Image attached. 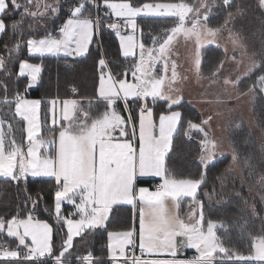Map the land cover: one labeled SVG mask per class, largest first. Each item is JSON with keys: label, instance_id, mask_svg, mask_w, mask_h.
I'll return each instance as SVG.
<instances>
[{"label": "snow or ice", "instance_id": "snow-or-ice-1", "mask_svg": "<svg viewBox=\"0 0 264 264\" xmlns=\"http://www.w3.org/2000/svg\"><path fill=\"white\" fill-rule=\"evenodd\" d=\"M67 18L54 30L47 24L58 15L60 0H0V35L9 28L15 44L4 45L0 53V178L10 186L20 189L21 181L28 177H48L55 181L54 211L56 219L62 221L60 229L67 226L59 246L53 239V227L47 222L34 219L32 209L43 200L41 191L33 194L23 188L21 207L20 192L16 193L17 211L10 218L0 216V264H235L264 262V227L257 234L250 233L248 251L226 245L217 230L226 228L221 221L211 218L205 221L203 202L197 198L198 189L205 182L208 166L216 162V141L209 135L212 117L195 123L187 121L186 137L202 133L199 141V164L204 171L199 178H176L168 166L169 154L173 148L174 134L183 125V114L179 109L182 95L174 88L177 82V63L171 61L172 46L178 37L194 41L193 65L198 77L202 76L201 57L205 45L217 44V37L225 30L234 46L243 47L238 33L229 25L243 11L237 5L232 11L233 0H221L225 10L223 23L209 26V17L217 6V0H193V3L158 2L136 4L133 0H68ZM264 8V0H259ZM103 11V15H101ZM16 12L20 18L11 25L5 17ZM159 16L176 18L174 26L162 29L152 35L151 46L143 41V30L137 24V17ZM29 20L25 41L24 23ZM41 28L44 35L35 33ZM103 29L111 30L119 39L121 56L133 63L122 71H113L111 62L101 52L98 60L99 80L95 96L85 102L78 99H53L52 127L50 138L41 132L40 100L25 98L28 89L40 80L42 67L20 59L14 72L9 65L15 63L14 54L26 47L29 57L58 56L81 57L89 52L94 37ZM121 29H130L127 35ZM140 31L141 38L135 33ZM218 46V45H217ZM138 50V54H137ZM236 60L235 55L231 58ZM158 64L162 71L156 72ZM225 61L220 60L211 69L208 79L212 84L222 83L225 92L235 89L236 96L229 99L251 97L257 92L264 94V72L249 85L241 89L243 77L250 76L261 67L256 60L245 67L241 75H223ZM119 67V64L117 65ZM131 74L132 80L127 79ZM14 79L16 91L9 95V79ZM27 78L24 91L19 90V80ZM75 93L76 90L73 89ZM153 104L164 102L167 112L161 113L158 124L153 119ZM129 101L137 103L139 112L132 116ZM125 105L122 114L118 103ZM223 102V101H221ZM62 104L59 112L57 106ZM104 105L102 111L94 105ZM14 106V107H13ZM23 123L22 139H17L18 129ZM239 127V125H236ZM43 150V151H42ZM237 156L233 155L235 161ZM159 177L162 181L155 191L146 187L137 188L140 178ZM264 179V177H262ZM206 195H209L206 193ZM191 198L187 218L180 214L181 200ZM209 198H211L209 196ZM66 202L75 211L64 216L62 203ZM131 205L139 212V231L135 226L122 232L107 231V221L113 206ZM11 207V202H8ZM199 209V212L196 209ZM28 211L25 218L20 211ZM76 217H79L78 219ZM245 228L244 225L241 226ZM97 229L107 231V260L97 257L94 250L85 253L77 250L75 238L88 244L90 234ZM138 247L141 255H136ZM30 240V243L28 241ZM15 244V247L12 245ZM129 246L133 251L129 252ZM185 250H194L189 258H181ZM145 255L156 258L145 259ZM165 256L166 258H159ZM74 257V258H73Z\"/></svg>", "mask_w": 264, "mask_h": 264}, {"label": "trees", "instance_id": "trees-1", "mask_svg": "<svg viewBox=\"0 0 264 264\" xmlns=\"http://www.w3.org/2000/svg\"><path fill=\"white\" fill-rule=\"evenodd\" d=\"M63 2V0H61ZM136 4L143 3H158V2H180V0H133ZM187 3H193V0H184ZM221 0H217V6H215V12L209 17V26H219L225 16V10L220 6ZM62 5V4H61ZM237 1L233 0L232 11L235 10ZM62 9V6H61ZM60 17H63V13L60 12ZM20 18V13L16 12L12 15L5 17L6 23L11 25L15 20ZM30 21L26 20L24 23L25 41L27 39V28ZM175 23L173 18L164 17H141L137 19L138 26L143 30V41L147 46H151L152 35L160 33L162 29L170 28ZM52 21L48 22V29L55 25ZM56 27H54L55 29ZM140 32V31H139ZM44 35V29L41 28L35 33V36L41 37ZM99 36L100 45L96 46V37H94V43L89 46V52L83 57L79 58H54V57H29L26 47H22L20 51L14 54L15 63L10 64L9 67L15 72L18 69V63L20 59H28L30 63L40 64L42 67L40 80L34 89H28L25 93L26 98H38L42 100L41 106V132L44 137L50 138L45 134V127L42 121L44 117L43 102L46 98H58L66 99L71 97L70 91L72 88H77V96L81 101L85 102L84 106L87 107L86 101L89 98L95 96V92L98 86L99 79V67L98 60L103 52L108 61L111 62L113 71H122L125 66L133 63L131 58L125 60L120 54V48L118 41L114 35V32L108 29H103ZM141 38V34H140ZM8 44L9 47L15 44L13 33L9 28L4 34L0 35V53L4 52V45ZM221 59V50L215 47H207L202 51V68L211 69ZM208 61V64L206 62ZM119 64V67L117 65ZM207 65L204 67V65ZM261 67L254 70L245 81H255V79L264 72V58L260 61ZM4 76L0 73V80H3ZM14 77L9 79V95H12L16 91V85L14 84ZM27 83V78L19 80V90L24 91V86ZM132 109V116L139 109L137 103L129 101ZM152 106L155 115H159L162 112H167V108L164 102H156L153 104L148 101ZM14 107V106H13ZM118 110L122 111V114L126 116V112H123L124 106L121 102L118 103ZM103 104L98 106L94 105L93 114H96L97 109L102 111ZM183 114V125L179 128L178 132L174 134L173 148L169 154L168 166L171 172L174 173L176 178H199L200 173L204 171L203 167L199 164V144L196 138H189L184 135V131L187 126V121L192 118L191 114L194 113L192 105L182 101L179 109ZM253 116L258 130L263 134L261 140L258 139L255 132H253L246 123H242L240 127L232 128L229 131V137L234 146L238 164L242 168L246 176L244 178L250 184H255L258 180H262V173H264V95L257 92V95L253 103ZM17 131V139H22L24 133L22 129L23 123H17L14 125ZM231 160L229 156H224L218 159L214 164L208 166L206 170L205 182L198 190L197 198L203 202L205 221L211 218L214 221L223 222L226 228L217 230L218 235H221L226 245L234 246L241 249L244 252L248 251V242L250 240V233L257 234L261 228L264 227V212L261 211L262 204L258 203L260 212H256L252 208V214L247 210L245 202H248V198L244 189L238 191L230 188L233 184L232 181H227V186H222V177L226 174ZM228 173V172H227ZM224 175V176H223ZM228 175V174H227ZM261 176V177H260ZM150 179L139 180L140 184H149ZM27 185V189L35 194L41 191L43 194V200L32 209L29 205L28 211H32L34 219L45 220L53 227V239L57 246H59L62 236L66 233L65 225L62 231L60 229L62 221L57 220L54 216V193H55V181L52 178H31L28 177L27 181H21L20 189L15 186L8 185L4 178H0V216L10 218L16 209V193L20 192L21 207L23 200V188ZM208 193L209 195H206ZM209 196L211 198H209ZM246 196V197H245ZM257 200V199H256ZM8 202H11V207H8ZM28 211L21 210L20 217L25 218L28 215ZM74 207L69 204H63L62 214L68 216L73 213ZM182 211V210H181ZM110 219L107 221V231L121 232L128 230L132 226V208L127 205H115L110 212ZM247 216V217H246ZM245 228L242 229L241 226ZM107 231L104 229H97L94 233L90 234L88 238V244L84 245L79 238L76 239L77 250L82 254L87 249L94 250V254L97 257H107ZM15 247V244L12 245ZM74 258V257H73ZM51 264V262H49ZM224 264H235V262L226 261ZM249 264H264V263H249Z\"/></svg>", "mask_w": 264, "mask_h": 264}, {"label": "rangeland", "instance_id": "rangeland-1", "mask_svg": "<svg viewBox=\"0 0 264 264\" xmlns=\"http://www.w3.org/2000/svg\"><path fill=\"white\" fill-rule=\"evenodd\" d=\"M236 1H237V5H240L243 11L240 15H237L235 17V19L229 25V27L233 30L234 33H238L240 38V43L243 45V47L234 46L229 37L228 31L225 30L222 35H219L217 37V44L205 45L203 48V50L206 49L207 47L219 48L221 50L220 60L225 61L223 68V75L228 76L229 74H232L233 78L236 75H241L245 71V67L251 62V60H256L257 62L260 63L262 58H264V8H261L259 6V0H236ZM49 2H53V0H49ZM116 2H120V0H116ZM207 2L211 3V0H207ZM214 9L215 7L213 8L210 16L214 14L215 12ZM60 12H62V9H60L55 19L51 20L53 23L56 22V24L52 25V27H56L59 24H62L63 21L65 20L64 17H60L61 16ZM141 17H145V16L137 17V19ZM148 17H159V16H147V18ZM164 18H173V17H164ZM173 19H175L176 22V18ZM47 27H49L48 24ZM130 32H131L130 29H121L122 35H127ZM135 35L137 39H140L139 30L135 33ZM115 37L119 45V39L116 35ZM99 43L100 42L96 37L95 45L98 46ZM194 51H195L194 41H185L183 37H178L177 40L174 41V44L172 46V53L169 57L170 60L169 71L166 74V76L170 78L171 61L175 60L177 63L178 79L177 82L174 84V88L179 89L180 91L173 92L172 95L173 96L182 95V101L192 105V109H194V113H192L191 116L193 119L197 121V123H200V121L203 119H207L209 116L212 117L210 125L205 127L209 129V135L213 140L216 141L217 144L216 161L224 156H229L231 160V163L225 172L226 175L225 176L223 175L224 177H222L223 182L221 185L227 186V181H232L233 184L230 185L231 189L235 188V191L237 193L241 189L245 190L248 198V202H245V204L247 206V210H249L251 214L253 211L252 208L256 212H260L257 202L262 204L261 211L264 212V179L258 180V182L256 181L255 184H250L249 182H247V180L244 178V176L246 175L243 172L242 168H240L238 164V160L237 159L235 161L233 160V155L234 154L236 155V152L229 137V131H231L233 127L237 128L236 125H239L240 127L242 123H246L247 126L253 132H255L259 140L263 138L262 136L263 134L258 130L257 125L254 121V116H253L254 100L251 97H242L240 99L230 100L229 96L232 97L236 96L235 89L228 88L227 91L225 92L222 83H218V84L210 83L208 77L210 76V72L212 68L211 69L202 68V64L204 63V61H202V57H201L202 76L198 77L197 74L195 73V69L193 65ZM137 54H138V50H137ZM233 55H235L236 60L231 59ZM206 64H208V61L206 62ZM206 64L204 65V67L207 66ZM161 71H162V64H158L156 68V72L160 73ZM248 77H243L240 85L241 89L246 90V88L254 82V80L249 82L245 81V79ZM127 79L129 81L133 79L130 73L128 74ZM73 89L76 90L75 93L73 92ZM77 91H78L77 88H72L70 94L71 97L80 100V98L77 96ZM52 100L53 98L51 99L46 98L45 101L43 102L44 117L42 121L45 127V134H47L48 136H51V132L49 131V129L51 128L50 123L53 118L52 106L50 104ZM149 101L151 102V100ZM121 104L125 107L123 102H121ZM149 106L152 107L151 105ZM60 108L62 107L58 105L57 106L58 112ZM138 112L139 109L134 113V117L138 115ZM127 115L128 113L126 112V116ZM159 116L160 114L156 116L154 113L153 119L157 122V124L159 121ZM202 136H203L202 133L193 132L191 138H196L199 144V141L202 138ZM261 175L262 177H264V173H262ZM156 182L158 181L152 180L150 181L149 185L153 186L154 183ZM188 199L189 200L187 201L185 199L181 200L182 211L180 210V214L185 216V218H187L189 205L192 203L191 198ZM196 211H198V209ZM54 216H56V214ZM47 223L49 224V222ZM66 232H67V228H66ZM28 243H30V240L28 241ZM249 263H264V262L253 261Z\"/></svg>", "mask_w": 264, "mask_h": 264}, {"label": "crops", "instance_id": "crops-1", "mask_svg": "<svg viewBox=\"0 0 264 264\" xmlns=\"http://www.w3.org/2000/svg\"><path fill=\"white\" fill-rule=\"evenodd\" d=\"M62 4V2H61V0H60V5ZM49 30H54V27H51ZM42 37V36H41ZM38 38H40V37H38ZM34 57H36V56H34ZM45 57H53V56H45ZM61 57H65V58H79V57H67V56H64L63 54H60V55H58V56H55L54 58H61ZM81 57H83V56H81ZM42 58V57H41ZM37 86V84L35 85V86H33L32 88H30V89H34L35 87ZM26 98V97H25ZM74 97H69V98H66V99H73ZM26 99H29V100H40L41 101V105H40V109H41V106H42V100L41 99H38V98H26ZM53 99H58V98H53ZM64 99H59V101H63ZM51 104V103H50ZM52 106V105H51ZM60 107H62V104L60 105ZM50 125H51V127H52V124L50 123ZM31 178H33V177H31ZM36 178H45V177H36ZM146 179H150L151 181L152 180H157V181H159L160 183H162V181H161V179L159 178V177H145V178H140L139 180H146ZM139 187H146V188H148L150 191H155V189L154 188H152V186H150L149 184H140V183H138L137 184V188H139ZM198 195V194H197ZM186 201L187 200H189L188 198H184ZM183 199V200H184ZM63 204H67L66 202H64V203H62V205H61V210H62V206H63ZM70 205V204H69ZM119 205H127V204H119ZM127 206H130L131 208H132V226L131 227H133V226H135V228H136V230H137V234H138V231H139V212H138V209H136V210H134L133 209V207L131 206V205H127ZM181 207H182V205H181ZM198 209V208H197ZM196 209V210H197ZM74 211H75V209H74ZM73 211V212H74ZM197 212H199V209H198V211ZM77 219L79 218V217H76ZM66 228H67V226H66ZM122 232V231H121ZM107 243H108V237H107ZM136 243H137V249L139 250V247H138V235H137V239H136ZM107 245V244H106ZM140 251V250H139ZM193 252H194V250H185L184 251V253L182 254V256H181V258H189V257H191L192 255H193ZM145 259H148V258H156L155 256H149V255H145V257H144ZM159 258H166L165 256H161V257H159ZM106 259H107V257H106Z\"/></svg>", "mask_w": 264, "mask_h": 264}, {"label": "built area", "instance_id": "built-area-1", "mask_svg": "<svg viewBox=\"0 0 264 264\" xmlns=\"http://www.w3.org/2000/svg\"><path fill=\"white\" fill-rule=\"evenodd\" d=\"M62 13H63V17H64V19H66L67 18V15H68V12H67V9L69 8V6H70V3L68 2V0H63V2H62ZM101 15H103V11H101V13H100ZM59 25H61V24H59ZM58 25V26H59ZM58 26H56V28L58 27ZM55 28V29H56ZM97 38H98V41H99V36H96ZM100 42V41H99ZM99 45H100V43H99ZM98 45V46H99ZM160 184V182L158 181V182H156V183H154V185L152 186V188H154L155 190H156V187L158 186ZM131 251H133V249L131 248V246H129V252H131ZM134 251H135V253H136V255H141V253H140V251L137 249V247L134 249Z\"/></svg>", "mask_w": 264, "mask_h": 264}]
</instances>
